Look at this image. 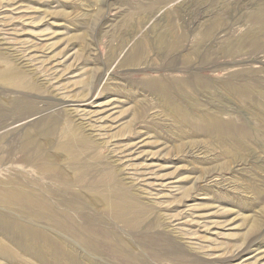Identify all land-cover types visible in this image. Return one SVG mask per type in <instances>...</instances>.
<instances>
[{
  "label": "rangeland",
  "instance_id": "374dc122",
  "mask_svg": "<svg viewBox=\"0 0 264 264\" xmlns=\"http://www.w3.org/2000/svg\"><path fill=\"white\" fill-rule=\"evenodd\" d=\"M263 7L264 0H0V69L20 62L41 84H0L10 101L37 106L11 125L15 114L0 113V180L36 175L17 145L58 114L102 141L106 163H118L119 176L134 180L152 208L132 228L103 195L72 186L65 206L98 218L86 224L98 255L50 221L0 204V264H177L168 254L185 264H264V45H251L264 38L256 19ZM155 79L171 82V102ZM34 229L40 235L26 233ZM104 234L138 259L114 252ZM156 240L169 245L161 260Z\"/></svg>",
  "mask_w": 264,
  "mask_h": 264
},
{
  "label": "bare ground",
  "instance_id": "6f19581e",
  "mask_svg": "<svg viewBox=\"0 0 264 264\" xmlns=\"http://www.w3.org/2000/svg\"><path fill=\"white\" fill-rule=\"evenodd\" d=\"M147 10L151 12L153 9L148 7ZM256 19L262 22L260 30L264 32V7L259 11ZM178 44V42H174L168 46L173 48L178 47ZM251 45L255 50L261 48L264 45V38L260 41H253ZM12 58H16V56H12ZM185 60H189L188 56ZM28 70L29 69L20 65V62L17 63L16 61L8 60L0 69V84L5 87L13 86L15 89L21 88L30 91L39 90L41 88V84L35 83L37 73L31 75L30 73L35 72H33V70ZM194 81L196 84L207 86V81L205 79L197 78L195 76ZM153 83L166 98V100L171 102L168 99L171 82H168V80H157ZM174 83H178L180 85L182 82L176 80ZM184 83H186V81H184ZM242 90L239 87L233 85L228 86V91L243 93ZM2 92L4 93L6 91ZM58 101L60 100L57 99V102ZM26 103L27 101L24 97L13 98V100L10 101V99L0 95V113L9 112L11 114H15V117L12 118V121L8 125L14 124L18 121L27 119L34 114H37L35 112L37 106L36 108L34 106L28 108L27 106V109L26 107L24 108L22 106ZM56 115L54 114L47 118L44 122L42 121V127H39L40 130L36 128L34 132L28 130L24 135L21 133L23 136L21 137V142L17 145L18 151L29 154V163L27 164L31 167L36 175L29 176L25 173V178L27 179H23L22 181H17L14 178H10L11 176L0 180V204L17 207V209H19L22 214L29 216L32 219L50 221L53 226L58 227L60 230H63L72 235L74 238H77L88 249H90L92 252L98 253L99 255V241L97 243V239L94 237L95 234H91L86 230V224L88 222L90 223L89 220L93 219L91 216L94 214L89 217L90 214L87 216L84 212V214L76 212L74 213L71 208L72 206H65V204L72 198V194L69 192L72 191L70 190L72 186L78 185L81 187H88V189L90 188L92 191H94L93 193L97 195L96 197L103 195L108 203V209L115 219L123 221L126 226H130L132 228L141 226L143 221L146 220L147 215L152 211V208L149 204L143 203L138 194L134 191L137 187V184L134 182V180L124 181V179L119 176V174L123 171V168L120 167L118 163H106L105 155L99 150V148L103 146L102 141L95 138L93 133L89 132L86 126H84L82 123H63L62 121H59L58 114ZM207 121L212 122V125L215 127H219L221 125L219 119L216 117H211L210 119H207ZM42 131L43 134L41 133ZM39 133L42 134V136L39 135ZM1 145H3V143ZM12 147L15 146L13 145ZM48 148H53V151L48 153L46 159L42 153L46 152ZM23 155L25 154L23 153ZM63 156L65 157L62 158ZM59 158H62L63 162H60L62 160L59 161ZM96 197L95 199H97ZM54 199L60 202H55ZM96 219L98 218L94 216L93 220ZM26 233H28L31 237L38 234L40 235V232L35 231V229L26 230ZM104 239V241L112 246L114 252L120 253L121 256L124 258L126 257V259L127 257L129 258V256L135 258L137 255H139H134V253L127 251L122 241L118 238L110 239V236L108 237L104 234ZM153 242V246L155 247V245H158L155 248H159V252L153 250V255L155 258L161 260V258L165 255V251L162 252L161 247L166 248L169 245L165 247L166 243L161 245L157 240ZM49 243H52L51 246L56 249L57 252H61V245L59 243L51 241H49ZM168 250L171 251L172 249L168 248ZM168 255L171 260L177 264H185L181 260V257L180 261L177 260V257H174L175 254ZM71 256L72 255L70 254V257Z\"/></svg>",
  "mask_w": 264,
  "mask_h": 264
}]
</instances>
